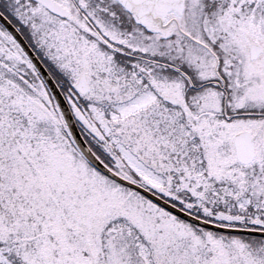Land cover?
<instances>
[{"label": "snow or ice", "instance_id": "snow-or-ice-1", "mask_svg": "<svg viewBox=\"0 0 264 264\" xmlns=\"http://www.w3.org/2000/svg\"><path fill=\"white\" fill-rule=\"evenodd\" d=\"M0 264H264V0H0Z\"/></svg>", "mask_w": 264, "mask_h": 264}]
</instances>
